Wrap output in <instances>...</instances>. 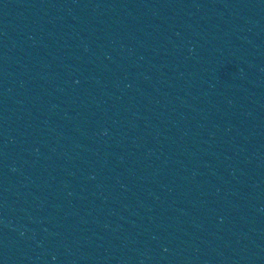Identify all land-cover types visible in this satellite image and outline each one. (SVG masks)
Masks as SVG:
<instances>
[{
    "label": "water",
    "instance_id": "1",
    "mask_svg": "<svg viewBox=\"0 0 264 264\" xmlns=\"http://www.w3.org/2000/svg\"><path fill=\"white\" fill-rule=\"evenodd\" d=\"M0 264H264V0H0Z\"/></svg>",
    "mask_w": 264,
    "mask_h": 264
}]
</instances>
